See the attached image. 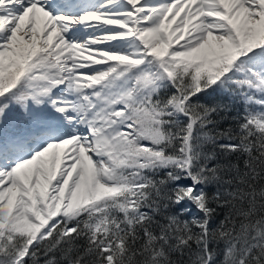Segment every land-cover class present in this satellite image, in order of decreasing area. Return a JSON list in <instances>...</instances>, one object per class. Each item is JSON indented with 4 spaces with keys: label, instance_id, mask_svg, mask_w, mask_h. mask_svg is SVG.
Returning <instances> with one entry per match:
<instances>
[{
    "label": "snow or ice",
    "instance_id": "obj_1",
    "mask_svg": "<svg viewBox=\"0 0 264 264\" xmlns=\"http://www.w3.org/2000/svg\"><path fill=\"white\" fill-rule=\"evenodd\" d=\"M41 253L264 264V0H0V264Z\"/></svg>",
    "mask_w": 264,
    "mask_h": 264
},
{
    "label": "trees",
    "instance_id": "obj_2",
    "mask_svg": "<svg viewBox=\"0 0 264 264\" xmlns=\"http://www.w3.org/2000/svg\"><path fill=\"white\" fill-rule=\"evenodd\" d=\"M165 94L166 95H170L171 93L168 90H165ZM257 96H259V93L256 94ZM217 102L222 103L224 105H226L228 107V109H230V111H228L226 114L225 113H221L220 116L215 117L217 119V121L219 122V128L217 129V131L220 130H233V131H238V122L242 119V117L245 114V104L244 102H242V100L238 97H233L231 95L228 94H218L217 96ZM253 110H259V106L253 104L252 106ZM226 115V119H224L223 121H221V117ZM145 144H147V142H145ZM213 148L211 145H205V151H212ZM218 151V150H217ZM235 162V159H234ZM163 178V173L158 174L155 179L159 180ZM181 184L187 185L190 183L189 180L187 179H183L180 181ZM207 191L211 194L214 192V188L213 187H209L207 189ZM225 209H218L216 216L213 220L212 223V227L215 228L217 227V225L219 224V221L222 220L224 218L225 215ZM183 218H190V217H183ZM157 219H160V217H157ZM81 244L83 243V241L80 242ZM173 259H176L175 256H173ZM185 261H187V256L184 257ZM223 256L222 255H218L217 257V264H220V262L222 261ZM44 260L45 257L43 255V253L40 254L39 257V264H44Z\"/></svg>",
    "mask_w": 264,
    "mask_h": 264
},
{
    "label": "bare ground",
    "instance_id": "obj_3",
    "mask_svg": "<svg viewBox=\"0 0 264 264\" xmlns=\"http://www.w3.org/2000/svg\"><path fill=\"white\" fill-rule=\"evenodd\" d=\"M92 23H96V22H92ZM94 30L93 29H89L87 32L84 33V35H88V34H91ZM97 35H100V33H96ZM114 43H120L119 41H115V42H107L105 44H101V45H94L93 47H108V46H111V44H114ZM96 67H103V66H96ZM81 71H88L87 69H83ZM63 87V86H61Z\"/></svg>",
    "mask_w": 264,
    "mask_h": 264
}]
</instances>
